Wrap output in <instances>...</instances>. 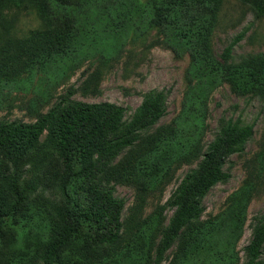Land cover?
<instances>
[{"label": "rangeland", "instance_id": "374dc122", "mask_svg": "<svg viewBox=\"0 0 264 264\" xmlns=\"http://www.w3.org/2000/svg\"><path fill=\"white\" fill-rule=\"evenodd\" d=\"M148 1L76 0L64 12L70 26L63 27L74 37L73 55L36 69L30 78L23 75L22 81L0 85V123H34L69 91L74 100L123 107L128 120L144 94L166 93L165 117L136 147L122 153L102 179L125 202L120 242L96 251L78 235L61 264H152L172 216L168 202L182 178L197 166L223 122L251 125L253 136L244 152L226 162L229 180L207 193L201 220L182 233L163 263L245 264L244 249L264 213V89L247 83L245 60L264 55V17L238 0H226L210 35V49L222 63L225 49L243 35L231 59L239 73L212 86L199 100L198 128L190 132L183 118L197 83L191 75L192 55L150 27L142 11L130 21L122 16L119 3ZM45 29L42 16L24 6V0H0V47L7 42L32 46ZM3 170L0 160V176ZM50 198L41 194L14 210L0 180V264H39L40 250L58 232L47 206ZM260 260L264 264V249Z\"/></svg>", "mask_w": 264, "mask_h": 264}, {"label": "trees", "instance_id": "16d2710c", "mask_svg": "<svg viewBox=\"0 0 264 264\" xmlns=\"http://www.w3.org/2000/svg\"><path fill=\"white\" fill-rule=\"evenodd\" d=\"M76 0H24L37 10L47 29L29 42H7L0 47V85L22 81L23 75L51 67L73 55V35L68 8ZM258 17H264V0H238ZM226 0H151L146 4H121L122 16L130 21L139 10L144 21L156 27L171 44L192 55L191 90L183 123L190 132L198 128L199 100L221 80L238 75L231 62L232 50L243 35L232 40L215 60L210 35ZM29 43V45H28ZM15 45V46H14ZM62 45V47H61ZM76 52V51H74ZM247 83L264 89V55L249 56ZM30 78V76H29ZM167 113L164 91L152 90L126 119V110L109 102L86 103L73 99L69 91L34 123H0L1 185L18 210L41 194L49 193L47 206L58 223L57 234L39 252V264H61L64 251L76 236L84 238L96 251L117 245L123 234L125 202L112 187L102 183L115 160L136 147ZM253 127L240 121L223 122L215 138L202 152L197 166L182 178L168 206L172 216L156 246L152 264H163L182 233L198 223L205 212L204 199L230 175L226 162L244 152L253 136ZM58 172V173H57ZM1 221L0 223H2ZM264 249V213L256 220L252 238L244 249L245 264H261Z\"/></svg>", "mask_w": 264, "mask_h": 264}]
</instances>
